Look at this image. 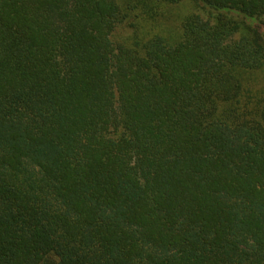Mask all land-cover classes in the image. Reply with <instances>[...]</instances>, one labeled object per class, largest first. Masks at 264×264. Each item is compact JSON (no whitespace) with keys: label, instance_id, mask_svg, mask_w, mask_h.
<instances>
[{"label":"trees","instance_id":"trees-1","mask_svg":"<svg viewBox=\"0 0 264 264\" xmlns=\"http://www.w3.org/2000/svg\"><path fill=\"white\" fill-rule=\"evenodd\" d=\"M0 264H264V0H0Z\"/></svg>","mask_w":264,"mask_h":264},{"label":"rangeland","instance_id":"rangeland-1","mask_svg":"<svg viewBox=\"0 0 264 264\" xmlns=\"http://www.w3.org/2000/svg\"><path fill=\"white\" fill-rule=\"evenodd\" d=\"M51 261V260H50Z\"/></svg>","mask_w":264,"mask_h":264}]
</instances>
